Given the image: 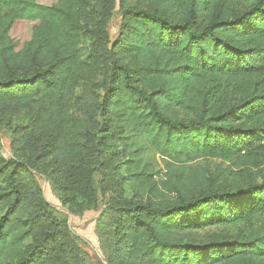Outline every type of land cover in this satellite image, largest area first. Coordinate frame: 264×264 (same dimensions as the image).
I'll return each instance as SVG.
<instances>
[{
  "label": "trees",
  "instance_id": "trees-1",
  "mask_svg": "<svg viewBox=\"0 0 264 264\" xmlns=\"http://www.w3.org/2000/svg\"><path fill=\"white\" fill-rule=\"evenodd\" d=\"M20 111L0 264H89L39 177L75 211L99 202L97 173L109 264H264V0H0V127ZM141 145L162 169L136 171Z\"/></svg>",
  "mask_w": 264,
  "mask_h": 264
},
{
  "label": "rangeland",
  "instance_id": "rangeland-1",
  "mask_svg": "<svg viewBox=\"0 0 264 264\" xmlns=\"http://www.w3.org/2000/svg\"><path fill=\"white\" fill-rule=\"evenodd\" d=\"M109 28L111 35L113 37L116 36L120 28L118 11L115 13ZM28 120V113L26 111H20L11 116L4 126L0 127V149L6 159L13 157L12 129L26 124ZM137 155L140 161L136 170L138 173L144 169L154 168L155 170H159L164 165L161 156L149 146L141 145ZM192 166L207 168L213 177L218 172L217 161L201 160ZM95 178L100 194L99 202L95 205H85L83 209L76 208L75 210L74 207L75 211H70L69 206L63 204L60 194L46 175L42 174L39 177V182L42 186L44 196L52 206L54 213L61 219H66L72 232L78 236V242L84 251L86 261L89 264H109L113 235V229L110 225L112 211L109 203L112 197L108 191H104L106 180L104 174L97 173ZM125 188L126 196L136 200L145 199L149 192L148 183L140 182L138 179L127 181Z\"/></svg>",
  "mask_w": 264,
  "mask_h": 264
}]
</instances>
